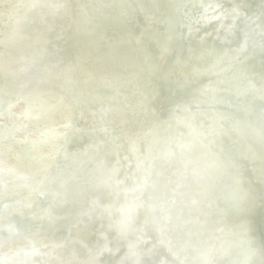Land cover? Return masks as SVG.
I'll return each instance as SVG.
<instances>
[{"label": "clouds", "instance_id": "1", "mask_svg": "<svg viewBox=\"0 0 264 264\" xmlns=\"http://www.w3.org/2000/svg\"><path fill=\"white\" fill-rule=\"evenodd\" d=\"M0 264H264V0H0Z\"/></svg>", "mask_w": 264, "mask_h": 264}]
</instances>
